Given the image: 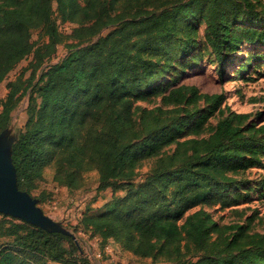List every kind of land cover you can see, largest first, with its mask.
<instances>
[{"label": "trees", "instance_id": "1", "mask_svg": "<svg viewBox=\"0 0 264 264\" xmlns=\"http://www.w3.org/2000/svg\"><path fill=\"white\" fill-rule=\"evenodd\" d=\"M51 1L0 2V82L27 53L33 52L35 70L64 40L52 20ZM54 1L63 18L77 13L93 20L74 30L77 42L34 84L36 95L30 96L24 127L16 130L12 144L18 187L29 193L34 187L46 142L62 152L73 147L71 159L99 157L98 188L125 191L112 194L101 212L83 216L82 225L102 240L124 235L135 254L174 264H264V233L250 230L251 218L220 223L199 207L179 223L192 206H224L244 196L245 182L237 175L264 165V123L227 110L224 93L199 92L194 85L170 87L162 104L153 107L134 103L147 98L174 60L195 48L200 22L205 25L202 44L214 54L220 74V63L241 44H264V2L175 0L170 7L121 20L88 42L85 38L108 23L100 0ZM36 28L47 36L40 44L30 39ZM16 91L10 89L2 103L0 130L10 123ZM216 116L212 125L209 119ZM89 126L79 143L75 130ZM151 157H157L156 166L136 184L135 168ZM62 162L57 159L54 180L74 185L81 171ZM255 186L263 194L264 177ZM0 215V235L10 238L0 245V264H92L73 231L48 232Z\"/></svg>", "mask_w": 264, "mask_h": 264}, {"label": "rangeland", "instance_id": "2", "mask_svg": "<svg viewBox=\"0 0 264 264\" xmlns=\"http://www.w3.org/2000/svg\"><path fill=\"white\" fill-rule=\"evenodd\" d=\"M75 1L82 3L81 0ZM261 1L264 2V0ZM175 3V0H100L98 8L104 13V19L108 23L103 25L95 35L85 38V41L91 42L105 35L121 20L140 13L159 11ZM51 17L57 29L63 34L64 40L55 44L50 55L43 59L37 69L32 68L33 52L31 51L18 60L0 82V110L10 89L17 88L15 96L19 95L10 112L9 125L12 126L13 132L24 127L30 96L36 95L33 91L34 84L43 69L49 64L60 61L70 50L72 43L77 42L74 30L80 25H88L93 20L91 17L77 13L71 18H63L54 0L51 1ZM197 26L195 48L188 56L174 60L163 77L156 82L155 87H151L153 89L147 98L134 99V103L142 107H153L162 104V97L170 87L180 84L194 85L199 92L224 93L223 105H226L227 110L248 113V120H252L256 125L264 123V58L253 57V55H264V44H241L228 53L220 63L222 68L220 74L214 54L202 44L205 25L200 22ZM30 39L40 44L47 40V36L42 29L36 28L31 31ZM85 41L83 43H86ZM185 59H188V62H184ZM198 105L202 106V103ZM116 108L122 109L121 106ZM216 119L217 116L211 117L209 122L213 125ZM89 128L90 126L79 127L75 130V138L79 143L82 142ZM44 149L45 162L41 167L40 176L34 179V187L30 193L38 198V205L44 213L61 221L74 232L83 255L92 264H174L173 261L163 258L153 260L150 257L135 254L129 246L128 238L124 235L102 240L98 233L84 227L82 219L85 214L101 212L106 202L112 198V194L121 196L125 193L124 189L112 191L110 187L98 188V156L88 159L75 155L71 159L74 148L69 147L67 152H62L53 141L46 142ZM57 159L63 161L62 163L67 167L81 171V177L75 180L74 185H61L54 180V174L59 165ZM156 163L157 157L141 161L135 168L134 182L142 183L145 175L152 171ZM261 177H264V165L251 167L239 173L237 179L245 182L242 186L244 196L236 203L224 206L220 204L192 206L184 212L179 223L187 213L202 207L220 223H246L251 218L250 230L264 233V192L260 193L255 186V182ZM9 239L8 236L0 235V245ZM47 263L70 264L53 260H48Z\"/></svg>", "mask_w": 264, "mask_h": 264}, {"label": "water", "instance_id": "3", "mask_svg": "<svg viewBox=\"0 0 264 264\" xmlns=\"http://www.w3.org/2000/svg\"><path fill=\"white\" fill-rule=\"evenodd\" d=\"M16 132L8 125L0 130V213L27 221L48 232L72 235L61 221L55 220L38 205V198L17 184L16 168L12 161V144Z\"/></svg>", "mask_w": 264, "mask_h": 264}]
</instances>
